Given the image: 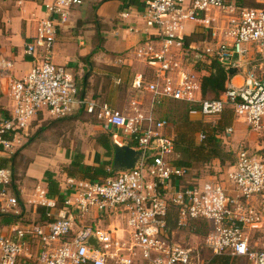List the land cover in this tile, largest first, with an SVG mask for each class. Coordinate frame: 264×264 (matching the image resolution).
I'll return each instance as SVG.
<instances>
[{
  "label": "built area",
  "instance_id": "obj_1",
  "mask_svg": "<svg viewBox=\"0 0 264 264\" xmlns=\"http://www.w3.org/2000/svg\"><path fill=\"white\" fill-rule=\"evenodd\" d=\"M254 1L258 7L244 0H144L145 43L135 57L157 67L153 82L134 78V87L149 93L151 100L148 110L134 107L130 115L80 96L72 72L52 61L58 28L82 0L44 4L46 15L36 20L35 35L23 49L34 64L23 78L8 83L13 105L9 116L0 120V154L21 145L42 109L55 120L83 110L105 128L120 130L143 158L137 168L102 181L66 179L69 192L60 201L36 187L35 203L46 210V221L13 224L6 233L0 232V264L207 263L199 248L176 241L178 232L168 225L170 208L176 210L177 229L191 220L211 224L203 240L212 256L230 253L248 264H264V242L252 250L249 235V231L258 234L264 229V206L249 205L255 195L264 199V137L256 152L250 153L243 145L234 152L227 180L241 196L233 198L222 181L191 177L188 170L173 163L174 138L164 134L165 122L153 116L155 107L174 101L198 105L204 118L218 117L229 109L234 116L244 117L251 129L264 130V72L246 71L239 84L228 80L218 99H203L198 74L184 69V59L174 55L178 51L184 57L185 28L192 25L206 32V38L190 47L187 55L192 61L201 53L226 68L235 67L244 57V45L255 44L264 62V0ZM0 67L8 70L12 65L3 61ZM232 133V127H227L225 139ZM203 139L199 134L198 142ZM149 151L151 156L145 160ZM11 180L10 170L0 169V212L16 215L18 200L8 190ZM56 209L58 216L50 212ZM115 217H125L126 230L115 224L103 230L93 226V221L107 223ZM87 220L92 221L90 225L83 223ZM91 237L97 247L88 244Z\"/></svg>",
  "mask_w": 264,
  "mask_h": 264
},
{
  "label": "crops",
  "instance_id": "obj_2",
  "mask_svg": "<svg viewBox=\"0 0 264 264\" xmlns=\"http://www.w3.org/2000/svg\"><path fill=\"white\" fill-rule=\"evenodd\" d=\"M93 1L100 2L101 0H82L80 6H75L70 10L68 20L58 28L52 53L53 63L64 66L72 72L78 91L87 100L107 105L113 111L124 115H130L134 107L148 110L151 95L136 89L133 84L134 78L137 76H141L145 82H153L155 80V68L157 67L156 64L147 65L135 57V51L144 46L145 43L144 30L147 26L143 18V9L125 8L124 0H112L101 3L97 7V16H88L91 7L89 3ZM246 1L244 0V3ZM48 2L49 0H0V63L5 61L12 65L8 70L0 67V120L8 117L12 110L13 103H11V109H9L10 104L8 101L10 98L8 95L10 79L23 78L34 64L32 58L24 55L23 49L25 43L35 35L36 20L45 17L44 4ZM246 5L249 4L246 3ZM122 15H126V17H122ZM196 31H198L197 27L187 25L185 37ZM96 48L98 49L96 50ZM244 49V57L237 66L225 67L227 71L235 69L236 72L232 75L228 72L231 77L229 80L235 84L242 81L246 71L252 70L257 75L264 72V62L260 60L257 45L246 44ZM93 51L95 53L89 59H86ZM174 55L177 60L184 59L178 51ZM182 61L184 69L195 72L185 62V59ZM195 73L201 78V73ZM209 95L213 97L212 94ZM169 103H174V101H166L155 107L153 116L156 121L165 122L164 134L175 140V134H168L167 132L169 129L168 118L158 115L164 106ZM226 113L233 115L231 110L227 109L221 114V117ZM72 115L57 120L66 121ZM190 119L196 124V127L200 122H211V128L215 126V117L204 118L199 111L191 112ZM94 121L98 120L94 119ZM34 127L35 123L29 129V132L35 129ZM107 132H112L113 136L111 138H114L115 142H118L117 138L123 137L120 130L114 128L108 130L107 127H104V131L99 136ZM199 134L202 133L196 135L197 139ZM41 137L42 135L39 138ZM22 142L23 145H20L19 150L23 148L21 151L26 154L31 143L27 144L26 138H23ZM76 148L77 146H68L67 150L58 149L60 151L59 156L62 158V161L59 159L62 162L61 164L68 167L74 163L73 161L78 153L81 155L80 161L84 165L99 167L106 160L103 157L105 151L96 140L93 144L81 145L78 149ZM56 165V161L45 156L35 157L25 167L24 178L16 179L23 206L22 209L18 208V214L21 213L22 215L21 221L35 222L39 217L42 220L46 219V210L35 203L36 187L48 192L45 182L46 172L52 173L53 180L59 184L60 199L68 194L69 191H66L65 186L62 187L59 179L54 175L58 168ZM62 177L65 181L66 179H78L68 177L65 172L62 173ZM212 177L217 179L215 176H210V178ZM13 180L15 182V179ZM54 199L60 201L59 198ZM60 206V203H58V208ZM50 212L58 216L59 209ZM9 226L3 225V230H8ZM200 252L203 256L202 250ZM211 257L213 256L207 257V260Z\"/></svg>",
  "mask_w": 264,
  "mask_h": 264
},
{
  "label": "rangeland",
  "instance_id": "obj_3",
  "mask_svg": "<svg viewBox=\"0 0 264 264\" xmlns=\"http://www.w3.org/2000/svg\"><path fill=\"white\" fill-rule=\"evenodd\" d=\"M4 1V0H2ZM249 2V3H248ZM248 6L254 7V5H257L254 0H247L246 1ZM245 3V4H246ZM258 7V6H255ZM88 16H97V12H93L90 10L88 12ZM10 108L11 109V103L12 99H8ZM183 103L174 102L169 103L168 105H165L164 108L158 113L159 116L167 117L168 123H169V129L167 130L168 134H176V128L181 123V113L183 111ZM42 116L35 117L34 122L35 123V129H33L31 132H29V135L25 137L27 139V144L31 143L29 147L27 148L26 154H23V151H21L23 148L19 150L18 148H15V150L11 153H7L4 155H0V159H11V157L17 153L15 156V159L13 162H9L7 168L11 172V179H15L14 185L17 188V180L16 179H23L24 178V170L25 167L28 166L29 162L32 161L33 158L38 156H45L48 159H52L56 161L58 167L56 169V173L54 174L57 179H59V183L62 185V187H66V181L62 178V173L65 172L66 166L61 164L62 158L60 155V149L67 150L68 146L75 147L78 149L81 145H88L93 144L95 140L100 137V133L104 131V126L99 121H94V118L89 117L85 115L84 113L79 116L78 119H71L69 118L66 121H59V120H53L50 118V116L47 114L46 109L41 110ZM189 120L190 116H189ZM212 120V119H211ZM37 121V122H36ZM192 121V120H191ZM215 122L218 123V134L221 138L222 143H225V149H228L230 151L235 152L239 145H243L246 147V149L250 153H254L257 151L259 145H261V141L264 137V130L262 131H255L254 129H251L247 122L245 121L244 117L241 116H233L231 113H226L223 115V117L218 116L215 117ZM261 123L264 124V118L261 120ZM200 127H202L206 131H210L211 128V122H200L198 123ZM196 126V124L194 125ZM232 127L233 133L229 137V139H225L224 137V131L225 128ZM195 129L199 127H194ZM200 133V131H197L196 133H193V138L195 143H198V140L196 138V135ZM42 135L41 138H39ZM114 139V138H113ZM34 140V141H33ZM117 143H122L123 141H129L125 137H119L116 139ZM20 143H23L22 140ZM130 144H133L131 141H129ZM59 149V150H58ZM103 157H105V152H103ZM112 155L113 151L111 152V156L109 158L107 157L104 161H110L112 163ZM180 156L177 154H174L172 156L173 163H176L178 160H180ZM59 159L61 161H59ZM170 160V158H169ZM103 161V162H104ZM111 163L109 166L106 167V169L109 171L111 169ZM12 165V167L10 166ZM101 165V164H100ZM218 162H213L212 164L208 166H195V168L190 172L191 177L193 175H200L205 176L209 171H214L215 173L219 171ZM213 178V177H212ZM210 176L204 178L205 181H209ZM218 180V179H217ZM220 181H222L223 186L226 188L228 194L233 198H239L241 196L240 192L235 190L234 183L227 180V172H223L220 175L219 178ZM12 182V180H11ZM12 188V187H11ZM8 187V190L12 193V189ZM18 190V188H17ZM249 205L253 207H258V209H261L262 206H264V199L260 195H255L251 197L249 200ZM0 214H10L8 213H1ZM92 221H83L85 225H90ZM31 223V222H29ZM94 228L97 230H103L105 229L108 224H115L118 225L119 228L126 230V223H125V217H115L111 218L107 223L102 222H96L93 221ZM19 224H27V223H19ZM4 225L3 223H0V232L6 233V230H3ZM249 235L251 236V249L257 250L259 247H261V244L264 242V229L260 230L258 234L254 231H249ZM262 236V237H261ZM123 238L127 241L128 236L124 233ZM176 241L184 247H190L193 250L200 249L202 250L204 258L210 257L211 254L208 250H205L204 247V240L202 236H196L192 232L187 231V228L180 230L178 232V235L176 237ZM198 247V248H197ZM241 261V262H240ZM237 264H248V262L245 259H240Z\"/></svg>",
  "mask_w": 264,
  "mask_h": 264
},
{
  "label": "trees",
  "instance_id": "obj_4",
  "mask_svg": "<svg viewBox=\"0 0 264 264\" xmlns=\"http://www.w3.org/2000/svg\"><path fill=\"white\" fill-rule=\"evenodd\" d=\"M112 0H101L100 2H90V10L96 12L97 7L101 3L109 2ZM120 1V0H118ZM125 8L136 7L138 9H144L143 2L144 0H124ZM257 6V5H254ZM89 10V11H90ZM206 38V32L202 28H198V31L193 34L184 37L182 51L184 53L185 62L191 66L192 70L198 73H201L200 78V87H201V97L203 99H218L224 92L226 88L227 81L231 78L228 74L227 69L219 61L214 58H210L201 53H198L197 61H192V59L187 55L190 51L192 45L198 44ZM98 48H96L97 50ZM95 51V50H94ZM92 52L86 57L89 59L95 52ZM212 94L213 97H210ZM81 96V93H80ZM183 111L181 115V123L176 128L175 134V154L180 156L175 165L180 166L192 172L195 166H208L210 163L218 162L219 171H209L205 176L193 175L194 178L204 179L208 176H215L219 180L220 175L227 171L233 164L234 161V152L228 149H225V143H222L221 138L218 134V123L215 122V126L210 130L206 131L198 125L199 128L195 129V123L189 120L191 112L199 111L198 105L193 104H184ZM83 114V110L78 111L76 114L72 115L71 119H78L79 116ZM223 117V116H222ZM34 124V123H33ZM32 124V126H33ZM200 131L204 135V139L201 142L195 143L193 138V133ZM113 136L112 132H107L104 135H101L96 139V142L104 149L105 157L109 158L112 152V143L111 137ZM132 147H135L134 144H130ZM264 156V151L261 152ZM15 153L11 159H0V169H5L8 166L9 162H13L15 159ZM81 155L78 153L75 156L74 163L66 167L65 173L68 177L78 178L82 180H104L106 178L112 177L113 173L106 169L110 165V161H104L99 167H93L84 165L81 163ZM12 167V165H10ZM46 184L48 194L52 198H59V184L53 180V175L50 172L45 173ZM12 189L13 195L18 200V208L22 209V203L19 196V191L14 185V180L12 179L11 185L9 186ZM175 209H169L168 225L170 230L179 232L187 228V231L192 232L196 236L204 237L209 230L211 229V224L207 221L197 220V221H188L186 225L182 228L177 229V224L174 219ZM22 215L19 214H0V223L4 225L19 224V223H29L21 221ZM46 219L39 217L35 223L41 224L44 223ZM3 226V225H2ZM1 226V227H2ZM239 258L232 256L230 253L224 254L222 256H213L208 259L205 264H237Z\"/></svg>",
  "mask_w": 264,
  "mask_h": 264
},
{
  "label": "water",
  "instance_id": "obj_5",
  "mask_svg": "<svg viewBox=\"0 0 264 264\" xmlns=\"http://www.w3.org/2000/svg\"><path fill=\"white\" fill-rule=\"evenodd\" d=\"M228 72L232 75L236 71L235 69H229ZM107 129L111 130L112 128L109 125L107 126ZM110 141L112 143L113 151L110 171L113 173V175L125 173L137 168L143 158L142 152L137 150L135 147H132L129 141L117 143L113 138H111ZM150 156L151 152L149 151L145 156V160H147ZM88 244L97 247L94 237L89 239Z\"/></svg>",
  "mask_w": 264,
  "mask_h": 264
}]
</instances>
